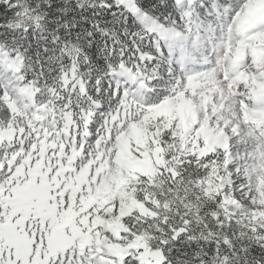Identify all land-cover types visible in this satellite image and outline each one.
<instances>
[{"label":"snow or ice","instance_id":"obj_1","mask_svg":"<svg viewBox=\"0 0 264 264\" xmlns=\"http://www.w3.org/2000/svg\"><path fill=\"white\" fill-rule=\"evenodd\" d=\"M0 264H264V0H0Z\"/></svg>","mask_w":264,"mask_h":264}]
</instances>
